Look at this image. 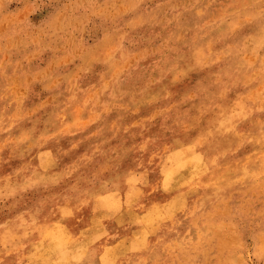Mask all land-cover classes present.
Masks as SVG:
<instances>
[{"label":"rangeland","instance_id":"1","mask_svg":"<svg viewBox=\"0 0 264 264\" xmlns=\"http://www.w3.org/2000/svg\"><path fill=\"white\" fill-rule=\"evenodd\" d=\"M263 206L264 0H0V264H264Z\"/></svg>","mask_w":264,"mask_h":264},{"label":"bare ground","instance_id":"2","mask_svg":"<svg viewBox=\"0 0 264 264\" xmlns=\"http://www.w3.org/2000/svg\"><path fill=\"white\" fill-rule=\"evenodd\" d=\"M158 13V12H157ZM128 20V19H127ZM119 22V21H118ZM236 27V26H235ZM254 27V26H253ZM259 37V36H258ZM243 44V43H242ZM256 53V52H255ZM233 56V55H232ZM236 60V59H235ZM243 61V60H242ZM237 63V62H236ZM204 87V86H203ZM234 99V98H233ZM234 105V104H233ZM226 107V106H225ZM245 111V110H244ZM230 112V111H229ZM229 119V118H228ZM233 129V128H232ZM225 131V130H224ZM221 132V131H220ZM211 135V134H210ZM236 141V140H235ZM27 145V144H26ZM48 150V149H47ZM193 150V149H192ZM171 157V156H170ZM257 158V157H256ZM190 163V162H189ZM227 165V164H226ZM220 168V167H219ZM169 169V168H168ZM236 170V169H235ZM201 172V171H200ZM38 174V173H37ZM35 175V174H34ZM47 176V175H46ZM174 176V175H173ZM167 177V176H166ZM226 182V181H225ZM97 183V182H96ZM130 184V183H129ZM164 185V184H163ZM214 189V188H213ZM221 189V188H220ZM213 192V191H212ZM199 193V192H198ZM209 196V195H208ZM215 196V195H214ZM263 196V195H262ZM97 197V196H96ZM251 198V197H250ZM133 199V198H132ZM257 204V203H256ZM153 207V206H152ZM264 207V206H263ZM110 208V207H109ZM217 210V209H216ZM127 211V210H126ZM247 211V210H246ZM66 212V211H65ZM68 212V211H67ZM245 212V211H244ZM71 213V212H70ZM102 213V212H101ZM66 214V213H65ZM102 215V214H101ZM100 216V215H99ZM179 216V215H178ZM259 216V215H258ZM225 217V216H224ZM242 218V217H241ZM100 220V219H99ZM210 221V220H209ZM147 222V221H146ZM101 223V222H100ZM99 223V224H100ZM156 223V222H155ZM186 223V222H185ZM98 224V223H97ZM98 224V225H99ZM181 225V224H180ZM20 226V225H19ZM62 227V226H61ZM98 227V226H97ZM234 227V226H233ZM65 229V228H64ZM24 232V231H23ZM138 232V231H137ZM203 232V231H202ZM24 234V233H23ZM176 235V234H175ZM2 236V235H1ZM229 236V235H228ZM176 238V237H175ZM191 238V237H190ZM20 239V238H19ZM135 239V238H134ZM143 239V238H142ZM173 239V238H172ZM129 240V239H128ZM11 241V240H10ZM121 241V240H119ZM192 241V240H191ZM123 242V241H121ZM178 242V241H177ZM175 243V242H174ZM116 244V243H115ZM232 244V243H231ZM14 245V244H13ZM215 245V243H214ZM183 246V245H182ZM10 247V246H9ZM202 247V246H201ZM105 249V248H104ZM177 249V248H176ZM210 249V248H209ZM217 251V250H216ZM125 253V252H123ZM198 253V252H197ZM205 253V252H204ZM263 254V253H262ZM260 256V255H259ZM234 257V256H233ZM56 258V257H55ZM211 258V257H210ZM190 261V260H189ZM184 263V262H183ZM217 263V262H216ZM97 264V263H96Z\"/></svg>","mask_w":264,"mask_h":264}]
</instances>
